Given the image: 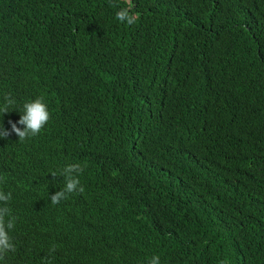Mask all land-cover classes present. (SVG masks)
Listing matches in <instances>:
<instances>
[{"label": "trees", "instance_id": "16d2710c", "mask_svg": "<svg viewBox=\"0 0 264 264\" xmlns=\"http://www.w3.org/2000/svg\"><path fill=\"white\" fill-rule=\"evenodd\" d=\"M6 94L50 120L0 138V264H264V0H0Z\"/></svg>", "mask_w": 264, "mask_h": 264}, {"label": "clouds", "instance_id": "9594fccd", "mask_svg": "<svg viewBox=\"0 0 264 264\" xmlns=\"http://www.w3.org/2000/svg\"><path fill=\"white\" fill-rule=\"evenodd\" d=\"M112 6L117 7L118 5L113 3ZM115 18L121 23L132 25L137 17L130 11L129 6L119 8ZM12 110H19L20 118L16 122H9L11 124L10 130L5 129L3 124H0V138H7L12 133H15L19 138V142H25L39 135L50 120V113L43 97L26 101L18 106L11 94H6L3 97V103H0V117ZM18 124L22 125L23 128L18 127ZM82 172L83 168L80 164L72 163L65 165L59 170V173H51L53 180L59 175L63 177L64 182V187L51 195L50 203L52 205H57L61 201L67 200L74 193H83L85 191L80 181ZM11 198V193L6 194L0 191V260H3L9 252L15 251V244L9 235V232L14 230L15 227V217L12 216L11 209L8 207ZM52 251H54V248L49 250L50 253ZM148 264H160L159 256H153L148 261Z\"/></svg>", "mask_w": 264, "mask_h": 264}, {"label": "bare ground", "instance_id": "6f19581e", "mask_svg": "<svg viewBox=\"0 0 264 264\" xmlns=\"http://www.w3.org/2000/svg\"><path fill=\"white\" fill-rule=\"evenodd\" d=\"M103 240V239H102Z\"/></svg>", "mask_w": 264, "mask_h": 264}]
</instances>
